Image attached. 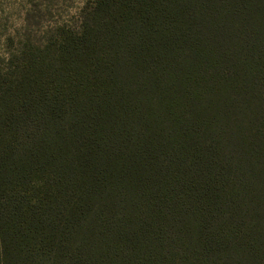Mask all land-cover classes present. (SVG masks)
Instances as JSON below:
<instances>
[{"label": "trees", "instance_id": "obj_1", "mask_svg": "<svg viewBox=\"0 0 264 264\" xmlns=\"http://www.w3.org/2000/svg\"><path fill=\"white\" fill-rule=\"evenodd\" d=\"M79 20L0 66V264H264V0Z\"/></svg>", "mask_w": 264, "mask_h": 264}, {"label": "rangeland", "instance_id": "obj_2", "mask_svg": "<svg viewBox=\"0 0 264 264\" xmlns=\"http://www.w3.org/2000/svg\"><path fill=\"white\" fill-rule=\"evenodd\" d=\"M91 0H0V66L8 54L41 48L80 23L81 10ZM36 54H39L35 52ZM54 51L48 56L52 57Z\"/></svg>", "mask_w": 264, "mask_h": 264}]
</instances>
